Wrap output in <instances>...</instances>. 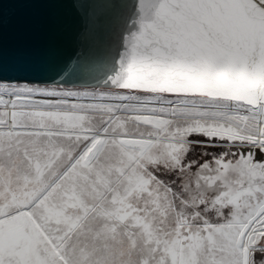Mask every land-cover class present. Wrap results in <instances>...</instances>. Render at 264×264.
I'll return each mask as SVG.
<instances>
[{
	"label": "snow or ice",
	"instance_id": "snow-or-ice-1",
	"mask_svg": "<svg viewBox=\"0 0 264 264\" xmlns=\"http://www.w3.org/2000/svg\"><path fill=\"white\" fill-rule=\"evenodd\" d=\"M133 3L105 90L0 77V264H264V0Z\"/></svg>",
	"mask_w": 264,
	"mask_h": 264
},
{
	"label": "water",
	"instance_id": "water-1",
	"mask_svg": "<svg viewBox=\"0 0 264 264\" xmlns=\"http://www.w3.org/2000/svg\"><path fill=\"white\" fill-rule=\"evenodd\" d=\"M0 0V77L6 81L61 79L78 58L69 82L102 85L117 70L124 37L133 29V0ZM100 23L86 36L88 16ZM109 46L90 57L91 51ZM92 88V87H88Z\"/></svg>",
	"mask_w": 264,
	"mask_h": 264
},
{
	"label": "bare ground",
	"instance_id": "bare-ground-1",
	"mask_svg": "<svg viewBox=\"0 0 264 264\" xmlns=\"http://www.w3.org/2000/svg\"><path fill=\"white\" fill-rule=\"evenodd\" d=\"M85 90L92 91V88H86ZM100 90H105V89H100Z\"/></svg>",
	"mask_w": 264,
	"mask_h": 264
}]
</instances>
